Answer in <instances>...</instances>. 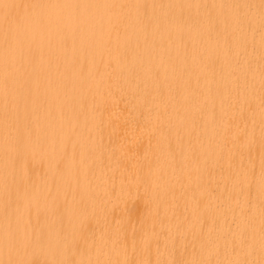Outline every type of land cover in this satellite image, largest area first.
<instances>
[{
	"label": "bare ground",
	"instance_id": "bare-ground-1",
	"mask_svg": "<svg viewBox=\"0 0 264 264\" xmlns=\"http://www.w3.org/2000/svg\"><path fill=\"white\" fill-rule=\"evenodd\" d=\"M0 264H264V0H0Z\"/></svg>",
	"mask_w": 264,
	"mask_h": 264
}]
</instances>
